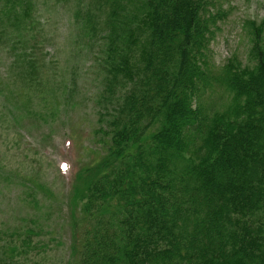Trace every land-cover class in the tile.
<instances>
[{
	"label": "trees",
	"instance_id": "obj_1",
	"mask_svg": "<svg viewBox=\"0 0 264 264\" xmlns=\"http://www.w3.org/2000/svg\"><path fill=\"white\" fill-rule=\"evenodd\" d=\"M139 1L109 18L104 154L72 188L77 262L264 264V23L248 22L254 63L216 75L213 0ZM9 252L0 264H19Z\"/></svg>",
	"mask_w": 264,
	"mask_h": 264
},
{
	"label": "rangeland",
	"instance_id": "obj_2",
	"mask_svg": "<svg viewBox=\"0 0 264 264\" xmlns=\"http://www.w3.org/2000/svg\"><path fill=\"white\" fill-rule=\"evenodd\" d=\"M116 1L0 2V256L13 246L19 264H78L82 224L72 188L76 174L104 154L97 132L112 105L104 98V60ZM122 2L127 13L138 11L139 0ZM212 3L220 15L213 73L235 58L252 65L248 22L264 23V0Z\"/></svg>",
	"mask_w": 264,
	"mask_h": 264
}]
</instances>
